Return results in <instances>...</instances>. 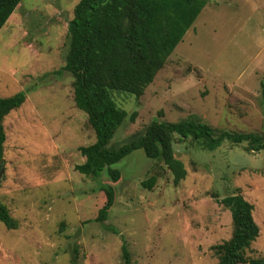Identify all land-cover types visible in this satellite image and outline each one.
<instances>
[{
    "label": "rangeland",
    "instance_id": "rangeland-1",
    "mask_svg": "<svg viewBox=\"0 0 264 264\" xmlns=\"http://www.w3.org/2000/svg\"><path fill=\"white\" fill-rule=\"evenodd\" d=\"M79 0H22L0 31V97L26 94L3 120L0 202L16 221L0 222V264H217L211 250L229 241L233 225L219 200L240 194L254 206L259 236L245 256L264 258V151L224 143L206 151L173 139L186 177L178 185L161 160L134 151L91 178L75 167L79 148L95 142L74 103V77L63 68L68 26ZM264 0H208L195 24L139 97L114 94L128 117L109 147L152 122L191 115L216 134L264 135ZM156 182L148 189L144 182ZM114 191L104 223L95 221ZM110 228L118 234H113Z\"/></svg>",
    "mask_w": 264,
    "mask_h": 264
},
{
    "label": "trees",
    "instance_id": "trees-1",
    "mask_svg": "<svg viewBox=\"0 0 264 264\" xmlns=\"http://www.w3.org/2000/svg\"><path fill=\"white\" fill-rule=\"evenodd\" d=\"M22 0H0V31ZM208 0H79L68 26L69 51L64 71L74 77L73 98L76 108L87 116L95 134V142L79 148L84 163L75 170L85 177L96 178L104 171L117 182L120 171L112 167L134 151L141 150L149 160H161L173 176L176 186L186 177L181 161L175 159L173 139H192L208 152L224 143H247L249 150L264 151V135L253 133L218 134L197 116L176 122H152L145 131L129 137L116 148L109 144L116 130L126 121L113 95L139 97L156 74L164 67L185 34L193 26ZM264 97V91L262 92ZM26 94L0 97V160L5 134L3 120L25 102ZM156 180L144 182L151 189ZM106 202L95 219L104 223L114 203V191L103 187ZM230 214L233 233L229 241L211 250L217 264H264V258L250 259L245 252L259 236L253 219L254 206L240 194L219 200ZM0 222L17 229L16 221L0 202ZM113 234H118L110 228ZM123 264H132L125 242L121 246Z\"/></svg>",
    "mask_w": 264,
    "mask_h": 264
},
{
    "label": "water",
    "instance_id": "water-1",
    "mask_svg": "<svg viewBox=\"0 0 264 264\" xmlns=\"http://www.w3.org/2000/svg\"><path fill=\"white\" fill-rule=\"evenodd\" d=\"M2 162V159L0 160V163Z\"/></svg>",
    "mask_w": 264,
    "mask_h": 264
},
{
    "label": "crops",
    "instance_id": "crops-1",
    "mask_svg": "<svg viewBox=\"0 0 264 264\" xmlns=\"http://www.w3.org/2000/svg\"><path fill=\"white\" fill-rule=\"evenodd\" d=\"M195 24V23H194Z\"/></svg>",
    "mask_w": 264,
    "mask_h": 264
}]
</instances>
